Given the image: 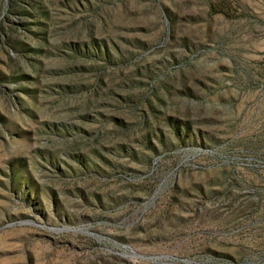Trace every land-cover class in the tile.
I'll return each instance as SVG.
<instances>
[{"label":"rangeland","instance_id":"1","mask_svg":"<svg viewBox=\"0 0 264 264\" xmlns=\"http://www.w3.org/2000/svg\"><path fill=\"white\" fill-rule=\"evenodd\" d=\"M264 264V0H0V264Z\"/></svg>","mask_w":264,"mask_h":264},{"label":"built area","instance_id":"2","mask_svg":"<svg viewBox=\"0 0 264 264\" xmlns=\"http://www.w3.org/2000/svg\"><path fill=\"white\" fill-rule=\"evenodd\" d=\"M152 262H154L155 264H159L157 258L154 259H150ZM182 262H180V264H200L197 261H193V260H188V259H183L181 260ZM210 264H245V263H238V262H233L231 260H215L214 262L210 263Z\"/></svg>","mask_w":264,"mask_h":264}]
</instances>
